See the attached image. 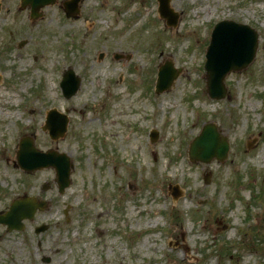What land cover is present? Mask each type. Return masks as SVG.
I'll return each instance as SVG.
<instances>
[{"label":"rangeland","instance_id":"374dc122","mask_svg":"<svg viewBox=\"0 0 264 264\" xmlns=\"http://www.w3.org/2000/svg\"><path fill=\"white\" fill-rule=\"evenodd\" d=\"M62 1L32 19L20 0H0V207L23 193L50 198V207L25 230L0 225V264H127L135 257L134 243L139 250L143 243L148 247L137 264H264V0H170L179 12L176 25L161 16L158 0H83L77 18L66 16ZM224 18L255 27L259 47L246 68L227 75L228 96L213 99L206 90L205 52L213 22ZM126 32L128 40L112 39ZM167 60L181 73L168 90L151 92ZM68 67L82 77L71 98L60 87ZM115 89L130 92L120 107L126 120L117 119L118 108L109 112ZM75 104L79 109L71 112ZM51 107L69 118L58 139L43 128ZM208 122L229 141L224 161L189 159L188 143ZM111 133L131 140L134 150L120 151L106 140ZM24 135L42 150L66 152L75 163L65 192L58 191L54 168L28 173L17 165ZM144 141L160 150L157 159L151 155L144 163ZM44 182L52 187L44 190ZM170 182L180 185L177 199ZM128 198L140 201L131 215ZM153 217L154 226L147 227ZM42 222L50 227L37 234L34 226ZM110 241L121 243L122 252L112 251ZM66 244L71 252L62 249Z\"/></svg>","mask_w":264,"mask_h":264},{"label":"water","instance_id":"95a60500","mask_svg":"<svg viewBox=\"0 0 264 264\" xmlns=\"http://www.w3.org/2000/svg\"><path fill=\"white\" fill-rule=\"evenodd\" d=\"M25 3L30 0H24ZM54 0H34L33 7L37 8L45 3ZM258 47L257 32L248 25L236 23L231 20H223L216 24L212 34L211 42L207 51L206 69H207V88L212 96L222 97L227 88L224 84L226 75L231 70H240L246 67L254 58ZM172 63L161 66L160 77L157 84L158 91L167 88L172 80L178 75V72L172 75H167L166 71ZM80 83V79L74 75L72 69L65 74V79L62 81L66 96H71L76 92ZM62 114L56 109L49 111L48 119L51 127V134L54 137L64 134L66 130V119H60ZM56 118L60 119L59 125L54 124ZM58 126V127H57ZM216 129L215 125H212ZM212 128L207 127L193 142L191 147V158L193 160L210 161L214 156L219 159H224L227 156L228 143L225 139L218 137L214 140V145L211 149L202 150L198 143L210 132ZM156 136V135H155ZM55 151L44 153L37 150L32 140L23 142L21 165L27 170H33L43 165L54 164L57 166L59 174L60 188H63L70 183V164L61 163L59 160L64 155L57 156ZM175 188H177L175 186ZM177 195V193H175ZM25 202L24 210L18 209V204ZM43 205V202L37 203L32 198H27L26 201L15 200L7 217H3V221L9 224V228L21 227L22 218L32 217L36 207ZM42 227L41 229H44Z\"/></svg>","mask_w":264,"mask_h":264},{"label":"bare ground","instance_id":"6f19581e","mask_svg":"<svg viewBox=\"0 0 264 264\" xmlns=\"http://www.w3.org/2000/svg\"><path fill=\"white\" fill-rule=\"evenodd\" d=\"M11 3H14V0H10ZM200 12H204L203 9H201ZM200 12H196V15L197 17H200ZM210 12V11H208ZM49 25H52V21L49 22ZM50 27V26H49ZM190 32V30H187L184 35H187L188 33ZM174 33H177V32H174ZM131 36V33L130 32H126L124 34H121V35H117L116 37H113L112 39H115V40H118V42H122L123 40H128V38ZM48 77V75H46ZM48 88L51 89L52 88V85L49 83L48 84ZM116 94H118V92L116 91ZM172 94H168L167 97H162V98H165V99H168ZM157 104L161 107V108H164V104H163V101L162 100H158L157 101ZM118 106H121L120 103H115L113 104L110 109H109V112L110 113H113L115 108H117ZM169 107H174L175 105H170L168 104ZM130 107V106H129ZM135 110H137V106H133ZM79 109V104H75L71 107V111H75V110H78ZM35 110L34 106L31 107V112H33ZM121 108L118 109V116H117V119H123L124 117L121 116V112H120ZM128 111V110H127ZM8 116V115H6ZM0 117H2V112L0 111ZM131 119H133L134 121L137 120V117L136 115H133L130 117ZM125 120L127 119L126 117L124 118ZM93 120V117H90V122ZM108 130H112V127H108L107 128ZM183 132L184 134L186 135L187 134V130H186V127L183 128ZM106 140L108 142H111L113 145L115 146H118L119 147V150H123L125 154L128 153V149H131V150H134V145L132 143L131 140L129 141H123V139L121 138H116L113 136V133H111L107 138ZM143 145H144V157H145V160H144V163L147 162V158H149L151 155H154L156 156V159H157V155L160 154V150L154 145V143L150 142V141H144L143 142ZM7 149H9V147H6ZM157 166H160L161 165V162L160 161H157ZM185 165H187V163H185ZM198 164L197 163H190L188 164L189 167H195L197 166ZM141 169H146L145 166H141L140 167ZM98 181H100V178L98 177L97 178ZM131 184H132V181H131ZM158 213V212H157ZM132 212L130 211L129 212V215H131ZM156 222L155 220V217L152 218V220H147L146 224H147V227H153L154 226V223ZM132 227L134 228V225H132ZM182 231H185V228H181ZM185 245L188 247L190 246L188 240H186L185 242ZM70 247L69 245L66 244V246H62V249L63 248H66V253H68V250L69 252H71L70 249H68V247ZM112 251H114V247L119 251V252H122V245L121 243H116V241H110L109 243V246H108ZM143 249L139 250L138 249V245L136 243H134V258L131 260L129 259L127 264H137L136 262V259L138 258V253L142 252V251H145V250H148V247H146V243H143L142 246H141ZM128 254V252L126 253ZM109 255V254H108ZM66 263H67V255L63 258ZM90 264H93V262L90 260ZM146 264H150V260H148L146 262Z\"/></svg>","mask_w":264,"mask_h":264}]
</instances>
